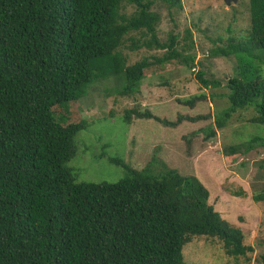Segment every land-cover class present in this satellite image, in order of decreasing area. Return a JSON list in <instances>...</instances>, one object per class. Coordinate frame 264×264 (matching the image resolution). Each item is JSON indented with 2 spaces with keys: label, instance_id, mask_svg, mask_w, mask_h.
Masks as SVG:
<instances>
[{
  "label": "trees",
  "instance_id": "16d2710c",
  "mask_svg": "<svg viewBox=\"0 0 264 264\" xmlns=\"http://www.w3.org/2000/svg\"><path fill=\"white\" fill-rule=\"evenodd\" d=\"M125 5L135 12L127 15ZM246 7L247 28L237 36L227 26L228 37L218 38L224 46L211 55L236 61L229 93L179 100L194 108L218 98L227 107L175 122L127 111L124 121L136 113L176 128L213 117L203 129L210 139L235 113L253 109L250 122L264 125V0H248ZM162 9L172 16L183 0H0V264H186L183 248L198 237L219 240L233 258L254 251L195 176L165 165L138 171L111 158L124 169L122 179L78 182L68 166L78 153V133L88 127L77 104L92 85L115 79L118 93L131 95L151 68L174 62L195 68V56L179 52L177 35L159 41ZM132 32L141 35L129 37L132 50L164 55L127 65L121 48ZM198 78L206 89L223 87L203 71ZM259 139L230 145L224 154L247 155ZM256 198L264 200V193Z\"/></svg>",
  "mask_w": 264,
  "mask_h": 264
},
{
  "label": "rangeland",
  "instance_id": "374dc122",
  "mask_svg": "<svg viewBox=\"0 0 264 264\" xmlns=\"http://www.w3.org/2000/svg\"><path fill=\"white\" fill-rule=\"evenodd\" d=\"M248 0H237L230 6L223 0H183V10L172 16L162 9L161 23L157 27L160 42L178 36V50L184 56H195V68L178 62L166 64L162 71L151 68L140 83V91L121 95L115 79L99 82L90 87L89 94L77 104L80 118L88 127L76 137L77 156L68 166L77 174L78 182H117L124 177V169L114 160H121L141 171L153 165H163L185 176H195L209 189L210 203L231 225L243 230L247 245L254 251L244 257L228 256L219 240L198 237L183 248L186 264H261L264 254V200H256L264 193V125L250 122L254 110L238 111L226 128L217 130L215 137L207 139L203 131L213 124L210 120L183 121L176 128H167L155 120L137 119L131 115L126 123L127 111L146 112L163 120L175 122L178 117L215 115L217 109L227 107V100L212 98L190 108L179 100L214 93H229L227 83L235 75L236 61L215 58L212 52L224 46L219 37L227 38L225 28L230 24L234 35L248 26ZM135 7L125 5L127 15ZM155 12H159L154 8ZM174 13V11H171ZM223 30L225 32H223ZM223 35H220V34ZM133 36L126 37L121 48L127 65L144 59L162 57L165 51L147 48L132 50ZM264 65V64H263ZM203 71L208 80L222 82L220 89H206L198 78ZM115 89V90H114ZM255 137V149L247 155L228 157L225 149L233 144L248 143ZM247 145V144H245ZM114 158L113 162L110 160Z\"/></svg>",
  "mask_w": 264,
  "mask_h": 264
},
{
  "label": "water",
  "instance_id": "95a60500",
  "mask_svg": "<svg viewBox=\"0 0 264 264\" xmlns=\"http://www.w3.org/2000/svg\"><path fill=\"white\" fill-rule=\"evenodd\" d=\"M223 1L228 6H230L232 3H236L237 2V0H223Z\"/></svg>",
  "mask_w": 264,
  "mask_h": 264
}]
</instances>
